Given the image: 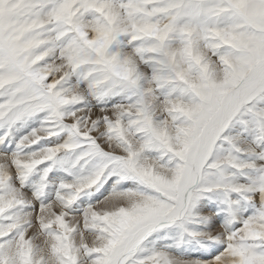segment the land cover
<instances>
[{
	"label": "snow or ice",
	"instance_id": "snow-or-ice-1",
	"mask_svg": "<svg viewBox=\"0 0 264 264\" xmlns=\"http://www.w3.org/2000/svg\"><path fill=\"white\" fill-rule=\"evenodd\" d=\"M0 264H264V0H0Z\"/></svg>",
	"mask_w": 264,
	"mask_h": 264
}]
</instances>
